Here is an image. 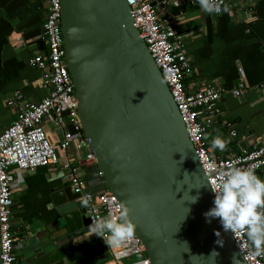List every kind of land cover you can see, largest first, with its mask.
<instances>
[{"label": "water", "instance_id": "obj_1", "mask_svg": "<svg viewBox=\"0 0 264 264\" xmlns=\"http://www.w3.org/2000/svg\"><path fill=\"white\" fill-rule=\"evenodd\" d=\"M59 2L77 116L94 155L81 167L82 192L106 189L127 207L149 264H246L219 218L204 215L209 185L126 1ZM79 196L67 183L48 194L56 225L72 237L89 231Z\"/></svg>", "mask_w": 264, "mask_h": 264}, {"label": "crops", "instance_id": "obj_2", "mask_svg": "<svg viewBox=\"0 0 264 264\" xmlns=\"http://www.w3.org/2000/svg\"><path fill=\"white\" fill-rule=\"evenodd\" d=\"M165 1L174 28L182 34L193 77L225 90L217 103L220 114L205 132L206 143L211 146L218 135L229 141L224 151L213 149L219 157L257 147L264 138V0H228L232 8L219 14L205 13L197 0ZM44 14L45 0H0V132L13 120L18 105L45 94L40 71L29 65L32 53H46L44 44H36ZM157 15L163 12L157 9ZM239 79L245 88L240 98L228 91ZM43 127L52 141L59 138L50 121L45 120ZM65 128L74 133L70 123ZM70 151L76 163L83 161L81 152ZM10 171L9 227L15 264H24L33 255L38 264H107L102 238L90 231L72 237L64 226L56 225L48 194L53 186L65 183L58 166ZM255 173L264 179V168Z\"/></svg>", "mask_w": 264, "mask_h": 264}, {"label": "built area", "instance_id": "obj_3", "mask_svg": "<svg viewBox=\"0 0 264 264\" xmlns=\"http://www.w3.org/2000/svg\"><path fill=\"white\" fill-rule=\"evenodd\" d=\"M132 16V24L144 42L148 53L158 68L183 122L186 135L194 149L200 168L210 184L217 181L219 172L228 165L254 168L255 172L264 168V138L252 150L232 157H219L209 146L204 135L220 114L217 103L224 89L203 83L193 77L184 46L183 37L170 20L165 10L166 1L152 3L150 0H125ZM177 2H173L176 5ZM221 8H232L228 0H222ZM157 9L163 15H157ZM219 14V13H218ZM40 38L46 53L34 52L29 65L40 71V86L45 94L35 102L23 101L9 125L0 132V264H15L13 234L9 227L12 175L10 168L23 173L37 167L58 166L62 178L72 192L79 193L82 213L92 219L104 217L110 210L118 211L116 197L106 189L93 193H83V169L94 164V155L89 150L77 116V100L73 94L71 77L67 71L62 38L60 33V2L45 0V14L40 28ZM239 70V69H238ZM188 79V82H186ZM244 84L241 79L228 90L235 97H242ZM10 104L11 102H7ZM50 121L59 131V138L52 141L43 127ZM70 123L74 133L65 128ZM229 134L235 135L230 129ZM72 150L82 153V162L76 163ZM87 198L88 206L81 201ZM230 232V231H229ZM95 235V234H94ZM231 238L246 264H264V255H252L253 249L246 235ZM97 236V235H96ZM101 238V237H100ZM20 246L17 243V246ZM109 260L107 264H149L144 247L134 235L121 247L113 249L106 245ZM132 260L125 261L127 258Z\"/></svg>", "mask_w": 264, "mask_h": 264}, {"label": "clouds", "instance_id": "obj_4", "mask_svg": "<svg viewBox=\"0 0 264 264\" xmlns=\"http://www.w3.org/2000/svg\"><path fill=\"white\" fill-rule=\"evenodd\" d=\"M221 2L197 0L199 7L207 14L227 11L221 8ZM228 143L218 135L212 140L211 147L224 151ZM210 187L214 202L213 207L204 213L205 217L209 222L212 218H219L224 230L230 231L235 238L240 234L246 235L253 249L252 255H264V180L256 175L252 167L231 164L219 172L217 181L211 183ZM196 199L193 197V202ZM81 203L88 206V199L84 198ZM118 208V211L110 210L104 217L92 219L89 225L90 233L101 237L108 248L113 249L131 239L136 230L129 219L127 207L120 204Z\"/></svg>", "mask_w": 264, "mask_h": 264}, {"label": "rangeland", "instance_id": "obj_5", "mask_svg": "<svg viewBox=\"0 0 264 264\" xmlns=\"http://www.w3.org/2000/svg\"><path fill=\"white\" fill-rule=\"evenodd\" d=\"M133 258H134V257H131V258H127V259H128V260H132ZM127 259H126V260H127Z\"/></svg>", "mask_w": 264, "mask_h": 264}]
</instances>
